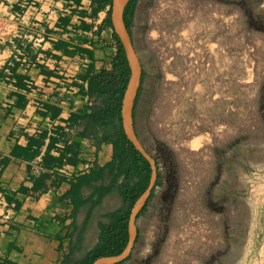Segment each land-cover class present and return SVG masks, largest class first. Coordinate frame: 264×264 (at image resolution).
<instances>
[{
  "label": "crops",
  "instance_id": "obj_1",
  "mask_svg": "<svg viewBox=\"0 0 264 264\" xmlns=\"http://www.w3.org/2000/svg\"><path fill=\"white\" fill-rule=\"evenodd\" d=\"M109 10L93 0H0V264H59L77 240L85 253L97 222L121 205L113 193L96 204L116 174L96 94L119 38ZM75 191L83 204L73 215Z\"/></svg>",
  "mask_w": 264,
  "mask_h": 264
},
{
  "label": "rangeland",
  "instance_id": "obj_2",
  "mask_svg": "<svg viewBox=\"0 0 264 264\" xmlns=\"http://www.w3.org/2000/svg\"><path fill=\"white\" fill-rule=\"evenodd\" d=\"M174 1L137 0L130 28L131 47L145 75L128 121L153 163L155 180L145 209L140 212L143 202L136 211L128 254L118 262L156 264L168 235L181 232L187 241L173 252L184 249V264H264V80L203 83L213 101L192 108L185 86H180L183 94L175 93L159 65L163 60V67L169 66V3ZM247 19L243 14L242 23ZM226 54L232 58V49ZM253 57L249 49L240 53L246 67L258 66L256 60L249 64ZM196 131L203 133L194 137ZM196 138L200 146L191 150ZM185 187L195 188L192 205Z\"/></svg>",
  "mask_w": 264,
  "mask_h": 264
},
{
  "label": "trees",
  "instance_id": "obj_3",
  "mask_svg": "<svg viewBox=\"0 0 264 264\" xmlns=\"http://www.w3.org/2000/svg\"><path fill=\"white\" fill-rule=\"evenodd\" d=\"M112 0H93L99 6L110 5L108 19L111 16ZM123 10V23L130 35L134 10L137 0H127ZM117 39V50L113 57L112 68L109 71L103 70L98 75V88L96 94L101 98L100 103L104 106L98 113V121L103 123L101 130L106 132L107 140L110 137L113 144V157L109 167H116V174L110 186L99 188L97 193L98 205L104 195L113 193L119 197L121 205L110 212H107L97 222L98 240L87 252L82 253V241L77 240L70 245L69 251L63 256L59 264H93L96 260L106 257L120 255L126 248L129 240L128 223L131 211L146 191L150 182L151 169L148 161L134 147L126 137L122 127V100L130 79V67L124 47ZM136 104V97L133 101L132 116ZM111 127V128H110ZM125 178L121 184H116L120 175ZM81 185L85 178L77 180ZM73 204V215H75L82 200H77V192L70 193ZM146 202L140 212L145 209ZM113 264H121L116 262Z\"/></svg>",
  "mask_w": 264,
  "mask_h": 264
},
{
  "label": "built area",
  "instance_id": "obj_4",
  "mask_svg": "<svg viewBox=\"0 0 264 264\" xmlns=\"http://www.w3.org/2000/svg\"><path fill=\"white\" fill-rule=\"evenodd\" d=\"M158 5L163 6L161 1ZM169 6L167 63L175 65L186 81L203 84L217 80L216 69L230 59L227 46L220 44L222 30L231 27L233 17L219 0H176ZM253 52L250 48V57ZM254 60H248L251 66Z\"/></svg>",
  "mask_w": 264,
  "mask_h": 264
},
{
  "label": "flooded vegetation",
  "instance_id": "obj_5",
  "mask_svg": "<svg viewBox=\"0 0 264 264\" xmlns=\"http://www.w3.org/2000/svg\"><path fill=\"white\" fill-rule=\"evenodd\" d=\"M225 7L226 12L233 17L231 27L222 30L220 44H224L232 49L233 57L227 62L222 61L216 69L217 80H240V79H260L264 80V0H219ZM246 15L248 19L242 23V15ZM131 32V31H130ZM131 36V33H130ZM253 49V56L257 62V67H246L241 58L240 53L245 49ZM165 62L159 60L160 68L167 71L171 82L172 90L180 94L189 96L191 107L198 106V101L207 102L213 101L214 95L210 93L209 89L203 90V84L194 81H186L176 70L175 65L167 64L168 67L164 68ZM252 71V72H250ZM140 77L138 87L136 89V103L138 101V94L144 82L145 69L140 64ZM166 79V76H165ZM185 86L184 92L180 86ZM197 88L201 91L196 94ZM179 89V90H178ZM180 94H178L180 96ZM181 97V96H180ZM179 101H182L179 98ZM218 104H217V103ZM218 106H222L223 101H216ZM214 103H212L211 106ZM221 104V105H220ZM136 105V104H135ZM207 107V106H206ZM203 132L196 131L194 137H199ZM144 157V156H143ZM145 158V157H144ZM146 159V158H145ZM147 160V159H146ZM148 161V160H147ZM150 169L151 165L148 161ZM152 174V169H151ZM150 174V179H151ZM160 172L156 175V183L160 178ZM150 184V182H149ZM146 202V201H145ZM144 202V203H145ZM143 203V205H144ZM142 205V206H143Z\"/></svg>",
  "mask_w": 264,
  "mask_h": 264
},
{
  "label": "bare ground",
  "instance_id": "obj_6",
  "mask_svg": "<svg viewBox=\"0 0 264 264\" xmlns=\"http://www.w3.org/2000/svg\"><path fill=\"white\" fill-rule=\"evenodd\" d=\"M116 5H115V17H117V15L119 14V12L121 11V9L123 8V6L126 3V0H115ZM116 27L118 29V31L120 32V34L123 36V38H125V35L122 32L121 26L119 23H116ZM126 40V38H125ZM128 55H129V59L132 62L133 68H134V73H135V78L134 81L130 87L129 90V96L126 100V106H125V128H126V133L133 139V134H132V128H131V121L129 123L128 119H129V114H130V108L132 105V99L135 93V89L138 83V76H139V65H138V60L136 58V55L134 54L132 47L129 46L128 47ZM135 142L137 143V145L139 146L138 142L135 139ZM199 141L198 138L194 139L193 141L190 142L189 147L191 148V150H196L199 147ZM205 151L202 149L200 150L198 153L193 154L194 156L200 153H204ZM193 177V174H191V178ZM195 188L194 187H185L183 189V194L185 197H187L188 203H190L189 205H192L193 200L191 199V195L192 192H194ZM143 198L144 196L138 200L133 208V211H137L139 209V207L142 205L143 202ZM188 208L192 207L189 206ZM183 209V208H181ZM191 224H195L192 223ZM180 225V224H179ZM188 226H191L188 223ZM133 232L134 230L131 229V237L133 236ZM187 238L181 233V232H172L168 235V238L165 242V245L161 251V254L159 256V258L157 259V263L156 264H166L167 260H171L173 262V264H175V260L179 261V263L182 261L181 264H184V260L186 259V254L184 252V249L180 250L179 252H173V249L176 248V246H180V244H182L183 242H186ZM184 244V243H183ZM128 250H126L127 253ZM126 253L124 255H126ZM113 261V259L111 258H105V259H100L97 260L94 264H111Z\"/></svg>",
  "mask_w": 264,
  "mask_h": 264
},
{
  "label": "water",
  "instance_id": "obj_7",
  "mask_svg": "<svg viewBox=\"0 0 264 264\" xmlns=\"http://www.w3.org/2000/svg\"><path fill=\"white\" fill-rule=\"evenodd\" d=\"M111 2H112V10H113L112 20L114 22V26H115L117 35L119 36V39H120V41H121V43H122V45L124 47V50L126 52L127 59H128V62H129V67H130V79H129V82H128V85H127V88H126V91L124 93V97H123V100H122V109H121L122 127H123L124 134L126 135V137L131 141V143L134 145V147L150 162L151 169H152L150 184H149L148 188L146 189V191L138 199V200H140L144 196V198H143V202H144V200L146 199V196L150 192V186H151L152 182L155 180V174L153 172L154 169H153V163H152V161L146 156V154L143 153L142 149L137 145V143L135 142V139L136 138L134 137V135H133L134 138L132 139L126 133V128H125V106H126V100H127L128 96H129L130 87H131V85H132V83L134 81V78H135V73H134V68H133L132 62L130 61L129 55H128V47L131 46V41H130V36L128 34V31H127V29H126V27H125V25L123 23V18H122V10H123V8L121 9V11L117 15V17H115V5H116V2H115V0H112ZM116 23H119L120 24L121 29H122V32L125 35L126 40H125V38H123V36L118 31V29L116 27ZM139 77H140V73H139V76H138V83H139ZM138 83H137L136 89L138 87ZM136 89H135V93H136ZM135 93H134V96H133V99H132V105H133V101H134V98H135ZM132 105H131V108H130V119H131ZM131 128H132V124H131ZM132 134H133V129H132ZM135 214H136V211L134 212L133 209H132L131 215H130V218H129V223H128L129 240H128V244H127L126 248L124 249V251L120 255H118V256H115V257H106V258L113 259V261H112L111 264L116 263V262L122 260L128 254L130 245L132 244L133 239L135 237V226H134ZM131 229L134 230L132 237H131ZM126 250H128L127 253H126ZM125 253H126V255H124ZM100 259H105V258H100ZM100 259H98V260H100Z\"/></svg>",
  "mask_w": 264,
  "mask_h": 264
}]
</instances>
